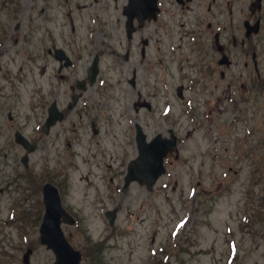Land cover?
Instances as JSON below:
<instances>
[{
	"label": "rangeland",
	"instance_id": "rangeland-1",
	"mask_svg": "<svg viewBox=\"0 0 264 264\" xmlns=\"http://www.w3.org/2000/svg\"><path fill=\"white\" fill-rule=\"evenodd\" d=\"M126 1L0 0V63L8 67L1 77L6 82L11 74L17 83L18 96L12 97L19 116L12 113L27 134L34 125L27 104L34 80L50 81L56 63L48 52L53 39L76 59L74 74L85 75L100 54V73L86 91L88 116L73 118L80 137H43L29 155L30 176L18 172L25 149L10 137L12 132L0 131V186L5 185L0 191V249L10 251L33 240L31 233L22 237L19 227L2 224V219H11L12 205L22 192L30 193L26 180L32 178L35 163L42 179L44 167L54 172L63 166L68 173L67 203L81 213L84 230L65 224L64 231H73L70 241L79 249L102 246V264H264V137H259V118L226 83L208 89L197 85L191 15L179 13L173 20L161 16L162 25L147 21L128 38L122 12ZM104 11H112L107 21ZM145 37L150 42L143 55ZM43 63L46 74L40 75ZM180 84L183 97L177 93ZM59 98L65 102L67 94ZM138 99L150 101L152 109L136 111ZM5 121V114L0 115V126ZM132 121L142 125L148 139L158 132L169 136L173 129L179 155L171 154L153 188L133 181L124 191L113 192L100 176L111 164L119 172L115 182L123 185L127 163L138 153ZM54 176L60 183L66 175L56 170ZM107 193L112 197H105ZM100 198L116 213L114 224L98 211ZM37 247L41 260L51 264L52 252L41 243Z\"/></svg>",
	"mask_w": 264,
	"mask_h": 264
},
{
	"label": "flooded vegetation",
	"instance_id": "flooded-vegetation-1",
	"mask_svg": "<svg viewBox=\"0 0 264 264\" xmlns=\"http://www.w3.org/2000/svg\"><path fill=\"white\" fill-rule=\"evenodd\" d=\"M159 3L160 14L167 15L170 19H173L179 12L192 14V33L196 59L195 72L199 75H197V85L208 89L212 85L213 87H224V83H226L227 87H232L239 92L240 98L248 105L253 117L259 118L261 123L259 128L260 137H264V0H159ZM137 30L132 32L130 36L127 35V37L132 38ZM55 42V39H53L51 47L48 48V52L54 56L56 62L53 66V72L48 75L50 81L40 83L37 79L34 80V93L31 95L32 99L27 103L34 116L31 134L24 131L23 124H17L15 121L19 114H17L12 96L15 98L18 96L15 93L17 83L11 74H8L6 82L3 81L1 76L8 67L0 63V115L5 114L6 120L0 126V131L8 130L10 134L12 132L10 137H17L18 132L26 137H35L36 149L40 146L43 137H80L76 135L77 126L73 118L75 116L82 118L83 114L88 116L87 111L91 106L85 100L86 91L89 87L87 70L85 75L71 73L73 65L67 63L66 55H70L67 47L57 46ZM57 48L64 50L62 51L63 56H59V52L56 51ZM125 53H127L125 57L128 59L130 49L128 48ZM46 67V63L40 65V75L46 74ZM18 68L22 69L23 67L19 65ZM217 76L218 79H216ZM23 79L21 78V80ZM66 86L67 89H64ZM6 90H9L11 94H8ZM62 92L67 94L65 102L59 98ZM12 93L14 94L12 95ZM53 104L59 110H54L55 115L61 112L62 118L50 125L46 124V121L51 114V110H53ZM27 118L29 119L30 116L28 115ZM95 125L93 120V130ZM95 127L97 132L93 134L99 132L97 125ZM71 144L72 142L69 141L68 145ZM66 155L71 154L66 153ZM69 159L74 164V159L71 156H69ZM21 166L23 170L18 172L30 176L31 173L27 172L30 169V164L25 166L22 164ZM56 170L65 173L66 176L60 178V183L68 185L69 176L64 171L63 166ZM56 170L53 172L49 167L42 168L43 177L46 178L42 179L41 173L34 163L32 178L26 180L30 193L22 192L16 199V205L18 203L25 204L29 194L34 195L35 204H37L39 202L41 180L55 182ZM48 173L52 176H47ZM9 178L13 177L9 175ZM0 182H3V180ZM4 189L5 185L0 186L1 192ZM113 192L117 191L113 189ZM112 195L114 197V194ZM105 197L111 198L112 196L107 193ZM103 201H105V198ZM103 201H100V205L104 204ZM99 210L101 208H98ZM102 210L106 218L107 207ZM30 222L32 223L33 232L39 234V211L33 213L31 220L28 216L26 217L27 225L30 226ZM30 246V253L26 261L23 255L25 251L20 247H14L12 253L8 251L0 253V264H50L41 260L39 248L34 242H31ZM88 250H91V258L89 259L92 263L95 260L98 262L101 255L105 257L101 247L88 248ZM51 264H54V259H52Z\"/></svg>",
	"mask_w": 264,
	"mask_h": 264
},
{
	"label": "water",
	"instance_id": "water-1",
	"mask_svg": "<svg viewBox=\"0 0 264 264\" xmlns=\"http://www.w3.org/2000/svg\"><path fill=\"white\" fill-rule=\"evenodd\" d=\"M156 9V0H129L124 8L128 16L126 21L128 29L131 30L135 15L142 21L149 13L155 14ZM97 72L98 56L95 57L90 67L91 81H94ZM136 138L140 154L129 166L127 180L134 178L142 180L145 177L148 185L152 186L156 178L165 170L163 157L175 145L176 137L171 139L155 137L152 142L148 143L144 134L139 132ZM16 140L22 143L28 151L34 149V145L26 137H16ZM44 202L46 211L41 225L42 242L55 251L57 256L55 264H79L80 252L67 242L62 232L60 217L65 215L66 211L60 203L57 189L51 184H46L44 187Z\"/></svg>",
	"mask_w": 264,
	"mask_h": 264
},
{
	"label": "bare ground",
	"instance_id": "bare-ground-1",
	"mask_svg": "<svg viewBox=\"0 0 264 264\" xmlns=\"http://www.w3.org/2000/svg\"><path fill=\"white\" fill-rule=\"evenodd\" d=\"M110 10V9H109ZM110 13L112 14V11H104L103 12V19L105 20V21H107L108 19H109V17H110ZM99 16H100V14H99Z\"/></svg>",
	"mask_w": 264,
	"mask_h": 264
}]
</instances>
